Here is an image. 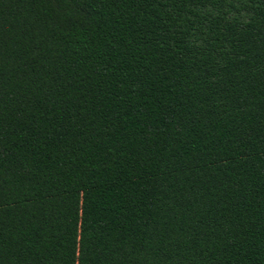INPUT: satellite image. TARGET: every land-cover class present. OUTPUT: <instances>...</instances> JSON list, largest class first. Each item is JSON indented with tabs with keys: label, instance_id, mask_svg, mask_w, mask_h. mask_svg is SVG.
<instances>
[{
	"label": "trees",
	"instance_id": "obj_1",
	"mask_svg": "<svg viewBox=\"0 0 264 264\" xmlns=\"http://www.w3.org/2000/svg\"><path fill=\"white\" fill-rule=\"evenodd\" d=\"M0 264H264V0H0Z\"/></svg>",
	"mask_w": 264,
	"mask_h": 264
}]
</instances>
